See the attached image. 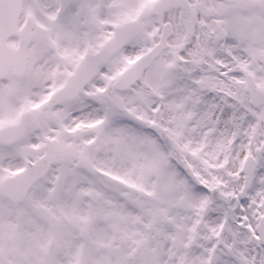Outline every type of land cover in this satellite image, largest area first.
<instances>
[{
	"label": "snow or ice",
	"instance_id": "snow-or-ice-1",
	"mask_svg": "<svg viewBox=\"0 0 264 264\" xmlns=\"http://www.w3.org/2000/svg\"><path fill=\"white\" fill-rule=\"evenodd\" d=\"M0 264H264V0H0Z\"/></svg>",
	"mask_w": 264,
	"mask_h": 264
}]
</instances>
